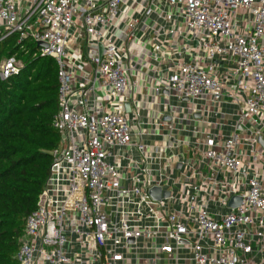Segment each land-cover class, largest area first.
<instances>
[{
    "label": "built area",
    "instance_id": "1",
    "mask_svg": "<svg viewBox=\"0 0 264 264\" xmlns=\"http://www.w3.org/2000/svg\"><path fill=\"white\" fill-rule=\"evenodd\" d=\"M123 3L0 0V42L13 37L24 51L28 42L36 43L35 54L56 60L60 82L53 125L61 141L52 151L51 174L38 208L26 217L17 264H71L78 253L87 255V264H122L128 260L131 239L152 242L167 254L185 243L190 253L183 258L185 264H264V170L256 146L264 135V0H147L141 15L124 13ZM162 4L174 10L167 12ZM156 8L160 16L184 22L167 55L162 44L150 53L169 70L157 90L220 101L235 89L243 95H233L240 105L238 120L251 136L244 139L250 150L243 167L239 134L232 132L221 143L207 136L203 154L210 172L205 186L188 181L184 185L190 191L154 198L152 189L162 193L163 182L175 184L164 168L158 179L145 168L128 185L120 174L117 159L125 148L135 147L148 162L153 158L133 139L140 130L119 110L130 81L123 48L106 28L121 20L124 39L135 44L142 18L151 17ZM76 22L86 35L84 48L90 47L84 57L94 70V78L81 86L70 72L67 51ZM96 45L103 47L102 56ZM219 63L230 77L217 74ZM22 67L17 55L5 56L0 80ZM98 90L112 99H91ZM235 196L241 202L230 207ZM215 202L226 210L217 209ZM76 245L85 251H76Z\"/></svg>",
    "mask_w": 264,
    "mask_h": 264
},
{
    "label": "crops",
    "instance_id": "2",
    "mask_svg": "<svg viewBox=\"0 0 264 264\" xmlns=\"http://www.w3.org/2000/svg\"><path fill=\"white\" fill-rule=\"evenodd\" d=\"M147 0H124L123 12L131 11L132 14L141 15L142 6ZM161 2V0H157ZM164 10L172 12L174 9L162 4ZM159 8H156L151 17H143L137 31L135 44H129L124 39L125 26L121 20L115 19L106 29L119 40L123 48L124 65L129 76V87L124 97V105L119 110L123 111L132 123V128L139 129L141 134L134 135L135 142H141L147 155L153 158L151 162L144 159L135 147H128L121 151L117 159L120 164V174L127 185L133 181L134 176L141 174L145 168H151L152 177L159 178V171L164 168L166 174L175 180V184L163 182L162 193H185L190 189L184 185L188 181L205 186L204 179L210 172L209 162L203 154L204 142L209 135L221 143L228 135L235 132L240 135L242 142L237 151L241 158V166L244 165L245 154L250 150V145L244 143V139L251 136L250 130L240 124L238 110L240 105L235 102L233 95H240L235 89L230 90L231 96L220 101H212L210 98L178 97L174 92L166 89L157 90L160 80L169 73L164 63L156 62L150 53H157V44H162L167 55V46L180 29H184L181 17H170L169 14L160 16ZM171 31H175L172 33ZM70 44L67 47L69 60L72 61L70 72L76 78V86H81L88 79L94 78L92 65L87 61L84 48L86 35L79 22L73 27ZM101 45H96L100 51ZM103 48V47H102ZM82 52V55H81ZM163 56L164 52H163ZM143 61H147L144 66ZM217 74L226 78L231 76L229 69L219 63ZM237 92V93H236ZM242 95V94H241ZM240 95V96H241ZM243 96V95H242ZM91 99H112L105 97L101 91H97ZM126 103L129 110H126ZM103 104V102H102ZM110 107V101L105 100L104 105ZM260 158V169L264 170V135L258 137L256 143ZM193 172L196 174L191 175ZM191 176V177H190ZM219 178H222L220 175ZM180 181V184H178ZM217 209L225 211V206L215 202ZM126 255L128 260L122 264H185V255H190L188 248L181 247L179 251L167 254L159 251L158 247L144 239L131 241ZM76 251L80 249L75 246ZM82 252L85 249H80ZM179 255V256H177ZM71 264H87V255H73ZM177 258L178 260H176Z\"/></svg>",
    "mask_w": 264,
    "mask_h": 264
},
{
    "label": "trees",
    "instance_id": "3",
    "mask_svg": "<svg viewBox=\"0 0 264 264\" xmlns=\"http://www.w3.org/2000/svg\"><path fill=\"white\" fill-rule=\"evenodd\" d=\"M37 50L28 42L24 51L13 37L0 42V62L14 54L23 62L18 74L0 80V264H17L26 217L38 208L61 141L53 125L59 67Z\"/></svg>",
    "mask_w": 264,
    "mask_h": 264
},
{
    "label": "water",
    "instance_id": "4",
    "mask_svg": "<svg viewBox=\"0 0 264 264\" xmlns=\"http://www.w3.org/2000/svg\"><path fill=\"white\" fill-rule=\"evenodd\" d=\"M41 45H45L44 43H40ZM102 52H103V48H102V46L100 47V56H102ZM125 107H126V110H129V104L128 103H126V105H125ZM150 193H151V195L154 197V198H157L158 197V195H159V189L158 188H154V189H152L151 191H150ZM165 194V196H167L168 195V193L166 192V193H164ZM240 202H241V199H240V197H232L231 198V200L229 201V206L230 207H237L239 204H240ZM131 241H134L133 239H131Z\"/></svg>",
    "mask_w": 264,
    "mask_h": 264
}]
</instances>
